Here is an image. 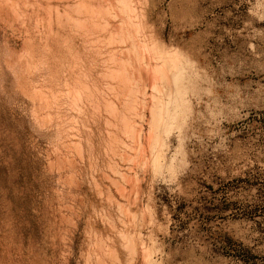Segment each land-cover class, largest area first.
I'll return each instance as SVG.
<instances>
[{
    "label": "rangeland",
    "instance_id": "374dc122",
    "mask_svg": "<svg viewBox=\"0 0 264 264\" xmlns=\"http://www.w3.org/2000/svg\"><path fill=\"white\" fill-rule=\"evenodd\" d=\"M0 264H264V0H0Z\"/></svg>",
    "mask_w": 264,
    "mask_h": 264
},
{
    "label": "bare ground",
    "instance_id": "6f19581e",
    "mask_svg": "<svg viewBox=\"0 0 264 264\" xmlns=\"http://www.w3.org/2000/svg\"><path fill=\"white\" fill-rule=\"evenodd\" d=\"M118 5H119V4H118ZM93 51H94V50H93ZM176 65H177V64H176ZM176 65L174 64V66H173V67H177ZM179 67H180V66L178 65V67H177V68H178V70H179ZM174 69H175V68H174ZM180 70H181V69H180ZM76 86H77V85H76ZM96 94H97V93H96ZM97 251H98V250H97Z\"/></svg>",
    "mask_w": 264,
    "mask_h": 264
}]
</instances>
